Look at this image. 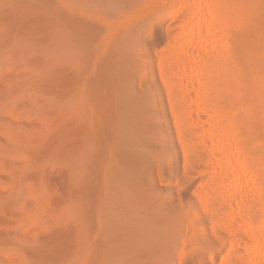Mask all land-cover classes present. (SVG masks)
I'll return each instance as SVG.
<instances>
[{
  "label": "rangeland",
  "instance_id": "rangeland-1",
  "mask_svg": "<svg viewBox=\"0 0 264 264\" xmlns=\"http://www.w3.org/2000/svg\"><path fill=\"white\" fill-rule=\"evenodd\" d=\"M32 1L39 0H0V37L20 42L28 63L14 66L13 72L0 76V96L8 88L22 84L27 88L14 96L18 104H11L15 115H10L12 110H6L7 113L3 107L6 115L0 111V264H70L73 260L75 264L94 261L93 264H154L149 257H143L144 252L135 238L134 222L139 209L135 194L119 188L106 191L103 187L110 161L108 150L113 160L126 152L122 147L115 149L118 144L115 141L114 147L108 143L104 123H101V120L104 122L100 108L103 105L99 106L98 99L104 95L109 80L124 69L122 72H128L126 67L130 64L143 66L144 62L146 65L151 62L158 76V57L181 28L173 17L165 18V11L154 21L145 20L150 9L145 2L112 10L96 6V2L94 5L90 1V5L87 0H46L42 2L47 5L49 1L48 6L51 4L56 10V18L45 19L31 12ZM60 17H66V21L69 18L77 28L72 24L73 35L69 31L70 37L66 35V40L52 44L48 24L52 26L55 19L59 24L64 20ZM55 24L53 27H59ZM16 32H19L18 37ZM6 39L0 43L4 44ZM0 47V52L12 49L9 45ZM54 51L60 56L57 64L50 62L51 65L42 66L47 55ZM140 64L135 66L142 69ZM18 72L26 77L24 81L16 78ZM140 75L136 76L139 81L136 78L133 83L138 97L151 90L148 89L151 82H140ZM158 83V89L166 96L161 82ZM262 97V101L253 104L252 111L264 144V91ZM167 101L164 97L165 109L169 107ZM167 109L174 138L171 150L176 153L170 157L171 162L166 158L168 162L156 169L155 176L162 184L159 185L162 196L169 198L168 204L178 206L182 201L186 205L190 213L182 220L185 227L190 225L192 229L195 224L207 223L209 218L211 206L199 204L203 196L194 191L213 172L205 169L204 173L196 171L195 175L186 177L184 145L177 138ZM21 135L23 137H19ZM184 140L189 147L190 139L184 137ZM188 155L197 157L194 162L197 168L200 159L205 157L191 147ZM175 157L177 163L173 164ZM191 232L188 231L186 243L179 247L183 256L177 262L198 264L194 257L202 253L203 264H209V252L203 250H208L209 246L211 249L212 245L205 241L207 238L198 236L194 240ZM222 256L217 255L213 262L222 263Z\"/></svg>",
  "mask_w": 264,
  "mask_h": 264
},
{
  "label": "bare ground",
  "instance_id": "bare-ground-1",
  "mask_svg": "<svg viewBox=\"0 0 264 264\" xmlns=\"http://www.w3.org/2000/svg\"><path fill=\"white\" fill-rule=\"evenodd\" d=\"M42 1L46 0L32 1L31 12L45 19L56 18V10L51 4L48 6L49 1L47 5ZM90 1L112 10L145 2L150 5L145 20L154 21L165 11V18L173 17L181 28L158 57V76L153 72L151 62L146 65L143 61V66L137 63L142 69L139 65L136 67L137 64H130L132 68L126 67L129 71L122 70L120 75L113 77L115 80L107 78V89L98 99L99 106L103 105L100 106L104 118L101 123H104L102 129H106L108 143L114 147L115 141L118 143L115 149L122 147L126 152L113 160L112 152L108 150L110 161L103 187L106 191L119 188L135 194L139 203L138 215L133 221L135 238L144 252L143 257H149L154 264H183L181 260L177 262L183 256L179 247L186 243V235L191 230L194 240L198 236L207 238L205 241L212 245L211 249L209 246L208 250H203L209 252V264L219 254L223 255L219 264H264V144L252 111L253 104L263 100L264 91V0H87L86 3L90 4ZM65 19L59 24L56 19L52 26L48 24L52 44L66 40L68 33H74L72 27L77 28L69 18ZM54 24L59 27H53ZM16 33L18 37L19 32ZM5 39L0 37L1 42ZM7 39L0 46L9 45L12 49L0 52V76L13 72L14 66L19 64L28 65L22 44ZM57 53L47 55L42 66L58 62L60 56ZM12 54L17 59H11ZM20 74L23 73L18 72L16 78L24 81L26 77ZM137 74H141L140 82H151L150 92L145 91L142 97L133 90ZM156 79L161 82L166 96L158 89ZM11 89H7L8 95L5 92L0 96L6 94L4 99L0 98V111L12 110L10 115L15 111L11 104L18 105L14 96L27 88L22 84ZM164 97L168 100L167 108L177 138L184 145L186 177L195 175L196 171L204 173L205 169L213 172L194 191L203 196L199 204L211 206L207 217L210 221L206 218L207 223L195 224L192 229H189L190 225L185 227L182 220L190 213L186 205L182 201L178 206L168 204L169 198L162 196L159 188L162 184L155 176L156 169L171 162L170 157L176 153L171 150L174 138ZM11 100L14 101L9 102ZM184 137L190 139L189 147ZM9 140L13 141V138ZM190 147L205 156L200 159L199 168L194 165L197 157L188 155ZM172 163H177V157ZM97 177L95 172L96 184ZM188 207L192 209V206ZM215 245L219 249L216 250ZM203 255L194 257L198 264L205 262Z\"/></svg>",
  "mask_w": 264,
  "mask_h": 264
}]
</instances>
